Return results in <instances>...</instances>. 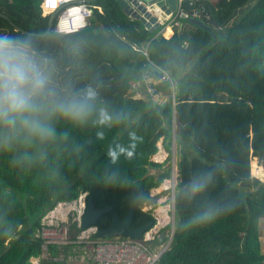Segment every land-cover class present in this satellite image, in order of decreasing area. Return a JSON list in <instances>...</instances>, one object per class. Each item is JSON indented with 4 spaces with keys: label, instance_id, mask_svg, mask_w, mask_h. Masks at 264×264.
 <instances>
[{
    "label": "trees",
    "instance_id": "obj_1",
    "mask_svg": "<svg viewBox=\"0 0 264 264\" xmlns=\"http://www.w3.org/2000/svg\"><path fill=\"white\" fill-rule=\"evenodd\" d=\"M199 1L210 12L203 21L210 30L182 20L164 37L161 26L146 28L117 0H91L101 11L92 8L89 24L73 33L53 30L55 14L46 35L50 12L40 0H0V35L30 40L62 91L94 87L114 117L106 126L54 117L51 138L0 153V264H32L42 253V218L81 193L96 208L112 207L96 230L113 213L123 218L131 204V227L153 224V207H143L170 168L149 169L170 159L173 122L180 146L174 231L157 264H264V181L250 174L253 157L264 170V0ZM155 80L161 102L145 94ZM133 83L145 96L134 94ZM159 139L167 153L161 162L152 160ZM116 145L134 146L133 156L113 162L108 151ZM197 177L206 187L189 198L185 186ZM213 206L223 215L178 226ZM169 227L152 243L164 242ZM81 230L73 221L70 238ZM48 251L40 264L63 263L54 259L57 245Z\"/></svg>",
    "mask_w": 264,
    "mask_h": 264
},
{
    "label": "clouds",
    "instance_id": "obj_2",
    "mask_svg": "<svg viewBox=\"0 0 264 264\" xmlns=\"http://www.w3.org/2000/svg\"><path fill=\"white\" fill-rule=\"evenodd\" d=\"M54 117L78 125L91 122L100 126L111 125L114 119L99 100L96 88L62 91L30 40L0 35V153H10L20 142L51 138L55 129L50 121ZM133 148L116 145L108 155L113 162L120 155L131 158ZM205 187L206 179L197 177L185 186V191L191 198ZM223 211L209 207L194 212L186 222L178 221V226H202L223 215Z\"/></svg>",
    "mask_w": 264,
    "mask_h": 264
},
{
    "label": "built area",
    "instance_id": "obj_3",
    "mask_svg": "<svg viewBox=\"0 0 264 264\" xmlns=\"http://www.w3.org/2000/svg\"><path fill=\"white\" fill-rule=\"evenodd\" d=\"M140 2V1H139ZM155 8L156 22L161 26L160 34L163 35V28L166 26H181L182 20L198 19L201 21L210 19V12L205 3L199 0H176L174 10L166 14L162 18L161 14L164 11L156 2L153 3ZM41 6L45 12L56 11V21L53 30L60 34L77 32L85 28L92 16V8H97L101 11V7L93 5L88 0H41ZM149 5H147L148 7ZM158 81L146 83L145 94L159 98L155 83ZM132 90L135 95L142 96V92L138 91L136 83L132 84ZM174 105V101H173ZM263 169V167H262ZM264 171V170H263ZM177 177V174L175 178ZM173 178V179H175ZM164 185L152 188L151 195H159L162 192H171L174 199L173 184L166 178L163 181ZM162 183V184H163ZM155 189V190H154ZM154 192L156 193L154 195ZM78 202L82 210L85 208V193L78 196ZM158 205L152 208V215L155 222L142 234L140 238H131L125 236H113L109 238H96L91 241L93 247L92 259L94 264H157L160 256L169 248L174 231V200L172 208L166 205L167 208L161 206L165 201L158 198ZM65 203L58 205L49 211L41 221V226L37 230L36 236L41 239L42 253L39 257H31L32 264H40V258H48L50 245H66L75 242L70 238L69 227L63 220H58L53 214L54 210L60 206L62 209ZM151 205L144 206V210L151 209ZM66 208V207H65ZM66 214V212H65ZM82 214V213H81ZM80 216V215H79ZM79 225V224H78ZM170 227L165 231L166 240L161 243H152V241L160 236V230L165 226ZM96 231V230H95Z\"/></svg>",
    "mask_w": 264,
    "mask_h": 264
},
{
    "label": "water",
    "instance_id": "obj_4",
    "mask_svg": "<svg viewBox=\"0 0 264 264\" xmlns=\"http://www.w3.org/2000/svg\"><path fill=\"white\" fill-rule=\"evenodd\" d=\"M91 1V0H88ZM122 10L130 17L138 19L146 28L154 29L158 27L156 22V15L154 11V2L161 6L164 10L161 14L162 18L166 14H169L171 10H174L176 0H117ZM140 1V2H139ZM147 5H149L147 7ZM236 11H234L235 13ZM56 11L50 13L46 30L41 35H46L52 27V20L55 16ZM1 16L6 17L4 14ZM188 22L196 24L202 28L210 30V27L205 25L203 21L198 19H189ZM12 24V23H11ZM35 34V33H31ZM136 208V204H131L127 209L123 218H120L117 213L112 214L111 222L105 228H101L95 231L96 238H109L113 236H125L131 238H140L142 234L152 224L148 222L139 227H131V217ZM112 207L106 205L102 208H96L92 201V198H87L85 208L82 216L79 220V226L82 230L91 227L95 224L96 220L102 215L111 211Z\"/></svg>",
    "mask_w": 264,
    "mask_h": 264
},
{
    "label": "rangeland",
    "instance_id": "obj_5",
    "mask_svg": "<svg viewBox=\"0 0 264 264\" xmlns=\"http://www.w3.org/2000/svg\"><path fill=\"white\" fill-rule=\"evenodd\" d=\"M161 29H162V27L160 28V30ZM160 30L158 31L159 33H161ZM139 94H140V92H139ZM140 95L142 96V94H140ZM154 100L157 102H161L163 100V98L155 97ZM176 130H177V124H176V122H173L170 159L168 161H166L165 163H163V165L160 168H150L149 169L150 173L157 174L161 170L169 167L170 168V177H168V178L172 184H173V181L177 182V177L175 178V176L177 174V161L179 158V149H180V146L176 140ZM157 145H158V151L152 156V160L157 161V162H161L162 160H164L167 153L163 148L161 139L158 140ZM160 151H162L161 152L162 154L161 155L157 154L158 152L160 153ZM252 164H258L259 166H261L259 164L258 160L253 157L250 161V174L253 175L254 177L256 176L258 179L264 181V175H263L264 171L262 169V166H261L262 174H253L251 171ZM173 178H175V179H173ZM163 181L160 183L161 186L164 185ZM161 186L158 187V190H160ZM152 190L153 189H151L150 192H152ZM175 191H176V187L174 188V194H175ZM155 194L156 193L154 192V195ZM155 196L156 197L155 198L153 197V200H151L149 205H151L152 207H156L158 205V201H159L158 198L160 197L161 199L165 198V201L161 204V206H163L164 208H167L166 205H170L172 208V203H173L174 199H173L171 192L170 193L169 192L168 193L162 192L161 194L155 195ZM65 212H66V214H65ZM83 212H84V209L82 210V208H80L78 199H76V200H73L71 202L66 203V205L63 206V208L61 209V212L58 214L55 213V215L57 216L58 220H63L69 227V225L73 221H76L77 224H79V220H80V217L82 216ZM95 230H96V228L94 226H91L89 228H86L84 230L77 232L76 236L73 239V240H76L75 242L68 243V244L63 245L62 247L59 248L58 253L60 255L57 258V260H61L63 262L62 264H94L93 259H92L93 247L91 245V241L93 239H91V234L94 233ZM261 233H262V231L260 228V235H261ZM70 236H71V234H70Z\"/></svg>",
    "mask_w": 264,
    "mask_h": 264
},
{
    "label": "bare ground",
    "instance_id": "obj_6",
    "mask_svg": "<svg viewBox=\"0 0 264 264\" xmlns=\"http://www.w3.org/2000/svg\"><path fill=\"white\" fill-rule=\"evenodd\" d=\"M168 28V27H167ZM162 151H160V153L158 152L157 154H159V155H161L162 153H161ZM156 154V155H157ZM158 156V155H157ZM164 156V155H163ZM159 157V156H158ZM251 171H252V173L253 174H262V169H261V166H259L258 164H252V167H251ZM264 175V174H263ZM61 207L60 206H58L57 207V209L56 210H54V212H53V214H55V213H60L61 212V209H60Z\"/></svg>",
    "mask_w": 264,
    "mask_h": 264
},
{
    "label": "crops",
    "instance_id": "obj_7",
    "mask_svg": "<svg viewBox=\"0 0 264 264\" xmlns=\"http://www.w3.org/2000/svg\"><path fill=\"white\" fill-rule=\"evenodd\" d=\"M167 27L170 28L171 32H170V34H168L167 36H165V35L163 34L164 37H169V36L172 34V32H173L171 26H166L165 28H167ZM165 28H163V30H164ZM138 91L141 92V89L139 88ZM61 203H64V202H61ZM66 203H68V202H66ZM66 203H65V204H66ZM62 246H63V245H59V246H57L58 250H59V248L62 247ZM59 255H60V254L58 253L57 256H56L54 259H57V258L59 257Z\"/></svg>",
    "mask_w": 264,
    "mask_h": 264
}]
</instances>
